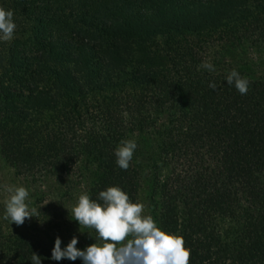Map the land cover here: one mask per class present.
<instances>
[{"label": "trees", "instance_id": "1", "mask_svg": "<svg viewBox=\"0 0 264 264\" xmlns=\"http://www.w3.org/2000/svg\"><path fill=\"white\" fill-rule=\"evenodd\" d=\"M0 7L16 24L13 39L0 40L6 162L57 174L79 161L97 172L87 189L93 200L117 186L137 203L139 168L132 160L121 170L114 155L121 140H135L150 171L169 157L165 177L147 180L152 194L160 190L149 198L151 216L183 237L190 264H264V77L238 53L244 45L264 50V0H0ZM222 50L230 57H218ZM216 58L249 80L246 95L227 84L230 72L200 67H215ZM67 59L85 75L99 72L96 92L85 75L62 72ZM6 248L20 255L18 264H31L32 253L41 264H83L52 260L53 248Z\"/></svg>", "mask_w": 264, "mask_h": 264}, {"label": "clouds", "instance_id": "2", "mask_svg": "<svg viewBox=\"0 0 264 264\" xmlns=\"http://www.w3.org/2000/svg\"><path fill=\"white\" fill-rule=\"evenodd\" d=\"M15 29L13 12L0 7V40L11 41ZM200 67L214 71L210 63ZM226 82L241 95L249 91V80L236 70L227 75ZM209 88L215 90V83H210ZM136 149L135 140L120 141L114 155L121 170L129 168ZM6 191L10 195L5 201L3 218L9 224L21 226L25 220L34 217L36 210L29 208V192L25 187L8 186ZM71 219L78 223L79 230H93L96 243L81 251L76 247L77 238L73 237L61 249V240L57 237L51 251L54 261L80 259L83 264H190L191 250L185 246L183 237L161 230L151 215H145L144 204L132 202L120 187L111 186L100 191L97 200L87 192L81 193L71 209ZM41 259L35 253L31 254V264H41Z\"/></svg>", "mask_w": 264, "mask_h": 264}, {"label": "rangeland", "instance_id": "3", "mask_svg": "<svg viewBox=\"0 0 264 264\" xmlns=\"http://www.w3.org/2000/svg\"><path fill=\"white\" fill-rule=\"evenodd\" d=\"M241 58L252 68L259 78L264 77V50L259 51L251 48L250 45H244L240 48ZM228 54V53H227ZM224 51H218V57L229 56ZM236 59V56H232ZM215 60L216 70L219 69L220 74L230 72L225 68L217 58ZM217 61V63H216ZM65 68L63 73H68V68L72 71L76 70L78 73L85 75V70L77 66L72 60L67 59V64H60L59 67ZM99 76L98 71H89L85 75L88 81L95 89V81ZM24 104V103H23ZM152 130L149 128L148 132ZM155 139V136L152 135ZM138 144V142H136ZM149 147L153 151V158L158 153L155 148V142H148ZM137 153L133 156L135 165L139 168L141 174V187L138 195V203H143L145 206V215H151L150 197L158 199L160 190L157 189V194H152L147 185V180L154 182L155 178L160 180L165 177L169 170L168 158L163 156L162 159L154 161L153 169L150 171L146 159V154L142 148L137 146ZM144 151H149L144 149ZM83 164L76 162L75 165L68 167L64 172L51 174L46 170L33 168L31 171H24L17 169L12 163L4 160V156L0 154V264H18L20 262V255L17 252H7L3 254V245L8 246L6 249L14 250V247L19 245L42 247L52 249L54 247L55 239L58 237L61 240V249H64L73 237H76L78 244L76 247L79 250H84L87 246L96 243V234L93 230L87 228H80L76 221L71 219V209L77 203L78 197L81 193L87 192L91 182L93 183L97 178L95 169L82 170ZM23 186L29 192V199L27 201L30 209H35L34 217L25 220L24 224L17 226L16 224H9V221L3 218L5 211V201L9 197L6 191L8 186ZM159 186V182H157ZM47 203V204H46ZM44 205V206H43ZM43 206V207H42ZM226 220V219H225ZM222 229L230 227L228 221L219 220L217 223ZM11 241H9V240ZM12 245V246H11Z\"/></svg>", "mask_w": 264, "mask_h": 264}]
</instances>
